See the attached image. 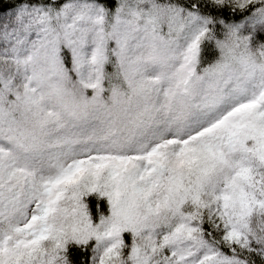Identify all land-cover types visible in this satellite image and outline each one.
Segmentation results:
<instances>
[{"label":"snow or ice","instance_id":"obj_1","mask_svg":"<svg viewBox=\"0 0 264 264\" xmlns=\"http://www.w3.org/2000/svg\"><path fill=\"white\" fill-rule=\"evenodd\" d=\"M0 264H264V0H0Z\"/></svg>","mask_w":264,"mask_h":264}]
</instances>
